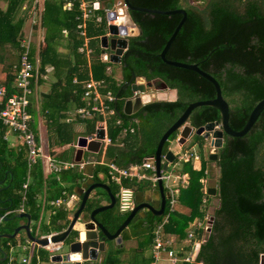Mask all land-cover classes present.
Segmentation results:
<instances>
[{
	"label": "trees",
	"instance_id": "1",
	"mask_svg": "<svg viewBox=\"0 0 264 264\" xmlns=\"http://www.w3.org/2000/svg\"><path fill=\"white\" fill-rule=\"evenodd\" d=\"M95 1L99 3V7L93 10L94 17L87 21L86 27V36L90 38L94 52L90 67L86 66L85 59L77 52L82 41L78 38L77 29L80 20H76L80 17L78 4L73 2L72 6L66 9L62 0L43 2L40 23L45 29L44 40L39 48H33V51L37 50L39 54L38 77L45 73L47 66H51L55 81L49 93L43 95L45 101L41 105L42 115L45 116L47 123L58 122L66 117L71 108L77 110L82 107L83 84L91 78L96 81L103 80L118 98V102L112 104L117 114L123 109L124 99L130 96V89L126 83L132 73L143 78L146 83H165L167 88L176 90L174 101H152L134 115L120 117L115 114L116 116L113 115L115 117L108 120V135L112 145L107 149L106 159L121 168L138 166L144 158L154 154L162 134L180 117L186 107L195 101L213 99L215 88L195 72L166 65L159 56L182 18L179 14L158 15L130 11L131 19L141 34L129 38L121 65L122 79L116 80L113 73L107 74L111 63H102L98 59L106 53L101 48L99 39L108 32L107 7L105 0ZM0 2L5 4V7L0 6V50L5 51V48H8L14 51V60L9 67L7 66L3 72L4 77L0 79V86L5 87L9 96L15 91L14 67L18 65L23 52L18 39L25 15L23 14V17L20 15L19 18L17 16L21 9L32 11L33 0H29L30 6L27 8L23 6L28 0ZM128 2L136 8L185 10L186 21L167 51L166 59L197 64L201 70L211 75L218 82L222 96L229 105L230 127L235 131L241 130L252 109L264 99V0H211L202 11L197 10L187 0H128ZM98 16L101 17L99 23L95 21ZM63 40L67 43L64 46ZM61 47L67 50L66 54L59 51ZM2 61L0 56V62ZM219 117L216 109L199 107L190 114L188 124L198 129L208 123L219 121ZM116 119H120L123 124L129 119L137 120L134 125L135 133L128 134L120 140L123 143L122 147L116 145L121 130L113 125ZM96 121V118H90L74 122L83 124L84 133L88 135L93 133ZM63 125L64 129H69V125L65 123ZM4 131L5 128L0 122V134ZM177 134L169 137L163 147V153L168 151ZM71 136L72 134L66 131L62 142H69ZM204 144V137L195 135L184 147L188 150L196 147L202 151ZM11 152L7 144L0 139V213L15 209L19 205L20 198L16 192L19 191L25 175L24 154L22 151L18 154ZM200 161L201 166L197 170L193 167L197 162L193 158L181 162L177 158L178 163H183L180 176L183 174L189 176L188 184L183 188L184 194L182 195L180 191L178 197V202L184 207L185 212L176 210L170 214L167 224L163 227L166 238L167 235H176L183 240L187 236L186 229L190 224L195 220H202L204 215L209 213L207 208L214 197L205 193L209 170L203 156ZM214 164L220 170L215 185L217 189L215 197L219 203L213 214L211 231L200 246L195 261L182 264H260V258L264 255V110L245 136L234 138L224 135L223 146L218 150ZM106 171L105 167L97 166L95 178L98 173L105 175ZM61 176L63 179L67 177H71L72 180L80 177L83 179L73 171L65 172ZM28 191L25 204L29 212L33 211L30 213L32 220H42L38 218L40 207L36 206L34 199L35 188L30 186ZM68 193H71V190ZM92 207L87 205L84 212H90ZM14 215H8L6 218L10 220L7 222L14 220ZM66 215V211L60 209L50 220L51 228L61 230L60 223L67 219ZM98 216L104 219L100 221L108 228L105 221L107 217L103 214ZM2 223L0 235L13 232V227L6 226L5 221ZM119 224L118 221L115 226ZM148 226L147 230L151 231L153 221L148 223ZM45 231L47 232V229ZM200 232L199 230L198 233ZM152 240L153 237L150 235L144 246L150 247ZM8 241L11 240L5 239V242ZM182 245L184 250H191L189 245L184 243ZM147 262L150 263L151 259Z\"/></svg>",
	"mask_w": 264,
	"mask_h": 264
},
{
	"label": "crops",
	"instance_id": "2",
	"mask_svg": "<svg viewBox=\"0 0 264 264\" xmlns=\"http://www.w3.org/2000/svg\"><path fill=\"white\" fill-rule=\"evenodd\" d=\"M119 1L120 0H117L116 3H114V4H117ZM43 2H44V0H42V6L39 7L40 13L38 15H36V17L33 14V11H31V10H29L30 12L29 11H22L23 9H21V11L19 12V15L17 16V18H19L20 15H21V17H23V14L25 15V20L23 21V27L21 29L19 39L21 41L30 39L29 59H31V61L33 62L34 65H37V74L38 75L40 74V72H39V67H40V65H39V54H38L37 50L33 51V48L38 49L44 40L45 29L43 27H41V23H40L41 14L43 11ZM104 2H105V4H107L110 2V0H105ZM63 3H64V1H63ZM0 6L5 7V4L3 2H0ZM28 6H30L29 0H28V2H26L24 4L23 8H27ZM76 20H78V18ZM77 29H78V26H77ZM107 34H109V31L105 34V36L109 40L112 36H110V34L108 36ZM65 36H66V34H65ZM102 37H104V36H102ZM102 37H100V39H99L100 43H101ZM78 38L80 40L82 39V41H81V45L77 49V52H78V54H80L85 59L86 66L90 67L92 65V62L94 59V56H93L94 52L92 53L91 59H88L85 56V54L80 53L79 49L83 44V38L80 35V31L78 32ZM19 39H18L19 46L22 49V43ZM127 40L129 42V38ZM62 44L64 46V44H67V43L65 40H63ZM62 47L59 49V51L61 53L66 54L67 50L63 49ZM101 48H103V50L107 54L111 52L109 47L104 48L101 45ZM127 48H126V50H127ZM6 49L7 48H5V50ZM2 51H4V50H2ZM98 59L102 63L108 62V63H111V65L115 64V63H112L110 61V58L108 61H102L100 59V57ZM121 60H122V62L120 64H115V65L121 66L123 64V57H121ZM3 63H4L3 61L0 62L1 65H3ZM53 72H54L53 68L51 66H47L45 68V73L42 74L40 77H37L33 81L34 83H33V87H32V94L29 96L30 104H29V108H28L29 113L32 117L31 122H30V128H31V126H32V128L33 127L36 128V132H35V128H34V130L31 128V130L33 131V133L35 135V139L37 141V144L41 145L42 148L47 152V154H51L55 160L64 161V162H72L73 161L75 163H79V162L82 163L83 162L85 165H84L82 170L78 168L79 166H75L72 169L63 171L59 174H55V177H52V175L50 173H45V170L41 164H39V165H37L31 169L30 173H32V174H31V182H30L29 187L32 186L35 188L36 192L34 195V197H35L34 199L36 202V206H38V208L40 207V214H39L38 218L42 219V220L36 221V224H37V226L35 228L36 230L32 231V226H34V224H35V222H34L35 220H32V217H31V214L33 211L31 210L29 212V208H27V206L25 204V206H24L25 212L23 214H28L30 216V219H29L30 233L35 239L42 240L41 238L43 236L57 235V234H60L64 231H66L70 222L73 219V215H74L75 211L79 207L80 200H81L80 192H82V191L85 192L87 184H91V183H94V184L95 183H103V184L108 185L110 187L111 193L114 195V197L116 199L113 207L111 209L103 211V213H102L104 216L107 217V218H105L106 219L105 221L107 222L108 229H110L109 231L111 233H113L125 221V219L128 217L129 212L131 210L128 212H120L119 211L118 192H119L120 187L118 184H115L114 182H112V180L109 178L108 168L106 166H102V167H105L107 169L105 175L98 173L96 175V178H95V175H94L95 169L97 166H101V165L97 164V162H96V161H98V159H97L98 157L95 154L98 151L94 153V152H90L87 150H83L81 160L75 161V155H76L77 149H75L73 146V135L78 134V133H84V125L83 124H81L79 122H74V121H73L74 123L68 124L70 122H68V118H66V117L70 116L71 115L70 113L74 112L75 109L71 108L66 113V117L64 119H60L58 122H53V123L48 121L49 124L47 123L45 116L42 115L43 113L41 111V105L45 101V98L43 97V95L49 93L51 85L55 81L52 77ZM110 73L111 74L113 73L111 66H109L107 69V74H110ZM121 74H122V72H121ZM115 78H116V80H121L122 75H120V77H115ZM130 81H131V78L129 81H127V83ZM144 82H145V80H144ZM127 83H126V86L129 87V89H130V96L128 98L124 99L123 109L121 112H119L117 114V112L115 110V114H117V116H120V117L122 115L131 116V115L136 114V113H133V114L127 115L124 113V109H125L126 103L129 100L134 101L135 98L138 95H140L139 93L135 94L132 91V89H131L132 83H130V85H128ZM108 88H109V90H111L110 87H108ZM156 88H160V86H156ZM154 91L158 92L157 93L158 96H157V99L155 101H174L176 99V90H171V89L167 88L166 90L154 89ZM140 96H141L142 101H143L142 108L148 102L154 101V99H152V96L149 97L146 94H143ZM117 102H118V98L116 99L115 103H113V104H116ZM115 116L112 115L110 117V119L115 117ZM75 121H82V120L77 118V120H75ZM50 123L52 124V126ZM64 123L69 125V129L68 128L64 129V125H63ZM108 123L109 122L107 121V127H108V132H109V124ZM135 123H137L136 119H129L127 121V123H125V124H123V122L120 119H116V123L113 125L118 127V128H121L120 132L118 133V137H117L118 142L116 145L122 147L123 143L120 142V140L124 139L128 134L135 133V131H136V128L134 126ZM60 126H62V127H60ZM66 131L70 132L72 134V136H71V140L69 142L63 143L62 142L64 139L63 136H64V133ZM0 139L7 144V147L10 150V152L12 151L11 153L18 154L19 151H22V153L24 154L23 159L25 162V175L23 177L19 191L16 192L17 196H19V198H20L19 203H18V204H20L22 199H23L22 186L27 181V177H28V165L26 163L25 146L23 145V141H22V139H20L19 135L14 133V132L9 131L7 128H5V131L3 134H0ZM187 144L188 143L181 145L177 142V139H176L174 142L171 143L168 151L173 152L175 157L177 155L183 154L185 152H190V150H188L187 148L184 147ZM111 145H112V142H111ZM205 146L206 145H204V147ZM156 148H157V146H156ZM196 150H197V148L193 147L192 153H195L199 157V159L197 160L198 162L193 164V167L198 170V169H200V166H201L200 160H201L202 156H201V153L198 154L196 152ZM106 152H107V150H106ZM164 155H165V153H164ZM146 159L147 158H144L140 165H142ZM204 160H206V159H204ZM105 161L106 162H112V161L107 160V159ZM89 164H92V166H93L91 176H88L84 173L86 166H88ZM117 167H119V166H117ZM129 167L131 170H132V168H135V167L138 168V166H136V165H130V166L125 167V168H121V167H119V168L120 169H127ZM169 168H171V165L169 166ZM207 168L209 170L208 166H207ZM68 171L69 172L73 171V173H75L76 175L82 176L83 179H80L81 177L79 179H76V180H72L71 177H67V179H65V178L63 179V177L61 175L65 172H68ZM145 172H146L145 174L149 177L156 175L155 172L152 170H146ZM178 178H179V176L175 175L174 177H172V183L171 184L169 183V184L172 186V184H174V182L178 183ZM157 182H153L151 180H145L144 181V180H136V179L122 180L123 186L129 187L134 191V206L143 205V204H145L147 206L140 209L136 213V215L133 217V219L130 221V223L121 232V239L122 240L120 243H115L114 241L106 242L107 243L106 249L104 252L98 253L97 260L85 261V262H81V264H153L154 254H153L152 249H153V242H154V230H155V226H156L157 222H159L161 220L163 214L161 215V217L154 216L153 213L148 210V208L150 206H152L153 208H157V207L160 208V206L158 205V202H160V196L162 194L167 195V207H168L169 198H170V193L165 188L162 181L161 182L163 185V193L161 194L158 191ZM112 184L115 185L116 187H113ZM111 185L113 188L111 187ZM205 187L210 188L207 185ZM207 188H205V189L207 190ZM80 189H81V191H80ZM114 189H116L115 192H114ZM70 190H71V193H68V192H70ZM63 192L67 193L68 196L74 195V197L72 198V200L70 202H66L67 204L64 205L63 207L56 208V207H53L52 205H50L49 202L60 197ZM27 193H29L28 190H27L26 194ZM26 194H25V197H26ZM179 195H180V191H179ZM109 204H110V199H109L108 194L106 193L105 190L99 189V188L98 189L96 188V189H94V191L91 192V196L89 197V200L87 202V205L88 206L92 205L93 209L98 208V207H102V206H106ZM211 206H215V205L213 204ZM60 209L63 211H66L67 219L64 220L62 223H60L62 227H61V230H58L56 228L55 229L51 228L50 220L52 217H54L56 215V213ZM5 212L0 213V227L3 224L2 222L7 219L6 217L8 215H10V214H8L6 217L1 219V216L6 214ZM17 215H22V214H17ZM14 216H16V214ZM79 217L82 218L83 222L87 221L85 214H82ZM80 218H78V219H80ZM15 219H19V218H15ZM22 219L24 220V222L22 224L18 225L17 227L26 224V222H27L26 219L25 218H22ZM118 221L120 222V224L115 226V224ZM152 221H153V225H154L153 228L151 229V231L147 230L149 227L148 223H150ZM83 222L78 220V222L76 223V225L74 227L76 229H77V227L79 229H81ZM190 226H191V224H190ZM13 228L15 229L16 227H13ZM45 229H47V232L46 231L44 232ZM191 229H192L191 227L186 229L187 235ZM22 231L24 232V230H22ZM12 233H4V234H12ZM150 235H152V237H153L152 245L150 247L144 246V244L148 241V238ZM167 236H168L167 238H169V242L172 243V248L175 250H178L180 247H183L182 243L186 244L185 241L187 239V236L184 237L183 240H180L179 237L176 235H170V236L167 235ZM143 237H145V239H143ZM0 239H6V238H0ZM7 240H11V239H7ZM54 253L55 252L48 251L47 249L43 248L40 243L30 240L27 236L24 235L23 238L18 237L17 241H12V242L8 241V242H4L2 246L0 245V264H54L51 262V257H52V255H54ZM148 259H151L150 263L147 262ZM156 264H167V263L162 262V260H160V261L156 262Z\"/></svg>",
	"mask_w": 264,
	"mask_h": 264
},
{
	"label": "built area",
	"instance_id": "3",
	"mask_svg": "<svg viewBox=\"0 0 264 264\" xmlns=\"http://www.w3.org/2000/svg\"><path fill=\"white\" fill-rule=\"evenodd\" d=\"M64 8L68 9L72 6L73 2L78 4V11L80 13V23L78 29L80 35L83 38V44L80 47L79 51L88 59L92 58L93 50L90 45V38L86 36V27L87 21L94 17L93 10H96L99 7V3L95 0H63ZM42 0H33V14L38 15L40 13V6ZM127 10V7L123 0H120L118 4H114L113 12L117 14L116 19H118L124 11ZM109 10H106V21L107 25H111V21L108 19ZM96 22H101V17L95 18ZM109 36V34H107ZM111 36V35H110ZM126 39H128L126 37ZM23 52L19 57L18 65L14 67L15 78H14V92L7 96L6 89L4 86H0V122L3 127L7 128L9 131L14 132L19 135L20 139L23 141V145L26 150V163L28 165V177L27 181L23 184V199L21 203L12 210L6 211L1 219L6 217L8 214H23L25 212L24 206L26 197L25 194L29 188L31 182L30 171L33 167L41 164L45 170V173H54L59 174L63 171L79 166V169H83L84 163L79 162H64L57 161L51 154L42 148L41 145L37 144L35 135L30 128L31 115L29 113V96L32 94V82L38 77L37 74V65H34L31 59H29L30 51V39L22 40ZM126 50H124V53ZM110 53H104L100 57L102 61H108L110 58ZM83 95L82 102L84 105L74 112L70 113L68 117V122H73L75 120H85L90 118H96V124L92 134L87 135V143L91 141H99L100 146L97 155L98 161L97 164L101 166H106L108 168V176L115 184L119 185L118 199H119V211L128 212L134 208V191L126 186L122 185V180L125 179H136V180H151L157 182L159 179L163 182V185L170 193L169 203L167 211L159 222H157L154 230V242H153V254L154 262L162 260L167 264H181V263H193L197 257L200 246L205 242V234H210V214L204 215L202 220H195L191 224V230L188 232L187 239L185 241L186 245L191 247L190 251L184 250L183 247H180L178 250L172 248V243L165 237L163 232V227L167 224L170 214L176 211V205L179 197V188L177 187V182H174L172 186L171 175L166 174V172H161V176L157 177L153 175L152 177L147 176L145 173L146 170L154 171V166L150 163H143L138 165V168H129L120 169L112 162H106V150L111 145V140L108 136V127L107 121L112 115L115 114V109L113 103L116 101L115 94L109 90L108 86L103 82V80H94L90 79L89 81L84 82L83 84ZM98 130H102L104 133L103 139L97 140L96 134ZM75 149H78V146H74ZM86 150V149H83ZM189 158H193L194 161L198 160V157L194 154L188 155L182 154L179 156V161H187ZM148 159V158H147ZM174 166H171V168ZM179 176V175H178ZM188 175L183 174L179 176L178 182L183 185V188L188 184ZM170 183V184H169ZM206 193V189H205ZM74 195L68 196L67 193H62L60 197L50 201V205L56 208L63 207L66 205V202H70ZM210 228V229H209ZM201 231L198 233V231ZM197 231V232H196ZM53 235L43 236L41 239L47 240L46 245H42L43 248L48 251L55 252L58 251L61 243H52L51 238Z\"/></svg>",
	"mask_w": 264,
	"mask_h": 264
},
{
	"label": "water",
	"instance_id": "4",
	"mask_svg": "<svg viewBox=\"0 0 264 264\" xmlns=\"http://www.w3.org/2000/svg\"><path fill=\"white\" fill-rule=\"evenodd\" d=\"M127 10L116 19L117 14L115 11L113 12L114 4L109 2L106 4L107 10L110 11L108 14V19L111 21V25L108 26L109 34L112 36L109 40L106 36L101 38V45L104 48L110 49L112 52L110 55V61L115 64H120L122 62L121 57L125 55L124 50L128 47V40L127 38H134L139 36L141 33L135 23L132 21L131 16L129 14L130 11H139L143 13L149 14H158V15H176L179 14L182 16L180 22L174 29L173 33L171 34L170 38L166 42L164 48L160 53L161 60L168 66H172L175 68H180L188 71L195 72L208 82H210L215 88V97L210 100L204 101H195L190 103L184 112L180 115V117L163 133L161 136L155 153L146 159L145 163H150L154 165L155 174L157 177H160L161 171H167L169 166L175 162V155L173 152L168 151L167 153H163V147L165 143L168 141L169 137L174 134L178 133L179 138L177 142L181 145H184L186 142L190 141L193 136H203L205 141L209 144V148L212 149V152L208 154L209 161L215 162L217 160V153L218 150L223 146V137L224 135L234 137V138H241L245 136L250 129L253 127L255 122L257 121L258 117L261 115L262 111L264 110V99L259 101L255 107L252 109L244 127L239 130H233L229 125V105L225 101L222 96L221 88L218 82L208 73L201 70L197 64H189V63H182L177 61H169L166 59V53L169 50L170 46L172 45L173 41L175 40L178 32L180 31L181 27L183 26L184 22L187 18V13L183 9H176L172 11H161V10H152L146 8H136L129 4L128 0H123ZM118 4V3H117ZM131 84L132 91L136 94L139 93L140 95L146 94L147 91H153L152 87L156 90L159 89H167L165 83H161L160 88H156L153 86L152 83H145L143 78H139L132 73L131 74V81L127 84ZM138 95L134 101L129 100L124 109V113L127 115L138 113L142 110V98ZM199 107H212L219 112V121H215L212 123H208L203 127L195 129L188 124V118L190 114L193 112L194 109ZM104 133L102 130H98L96 134V139L101 140L103 139ZM78 146L75 155V161H80L81 156L83 154V149H86L90 152H97L100 146L99 141H91L87 143V134L85 133H78L73 135V146ZM92 164L86 166L84 173L88 176L92 175ZM218 177L220 176V170H217ZM91 181V180H90ZM92 182V181H91ZM158 191L162 194L163 193V185L161 180L159 179L158 182ZM103 189L109 196L110 204L102 207H98L92 209L90 212H84L89 197L91 196V192L94 189ZM81 191V189H80ZM207 193L211 197H215L217 194V189L215 187H210L207 189ZM81 200L78 209L75 211L73 215V219L70 222L66 231L54 235L51 238L52 243H61V246L57 252L54 253L51 257V262L54 264H81V262L85 261H95L97 260V256L99 252H104L106 249V242L114 241L115 243L121 242V232L124 228L130 223L136 213L144 208L145 204L134 206V208L129 212L128 217L125 221L118 227L113 233L109 231V229L105 226V223L100 221L104 219L100 218V214L103 211L111 209L115 203V197L111 193L110 187L103 183H91L87 184L85 192H80ZM163 195V194H162ZM164 204V198L162 200ZM219 200H217V204ZM212 209V208H211ZM215 207H213V212L210 213V227L214 221V214ZM82 214L86 215V222H83L81 216ZM154 216L161 217L162 211L160 210L158 213H153ZM15 218H25L26 224L16 227L13 230L12 234H1L0 238L6 239H13L20 231L24 230L25 235L32 241L38 242L41 245H46L47 240H37L35 239L31 233L29 228V219L30 216L28 214L16 215ZM80 218V219H78ZM10 219L7 218L5 221H9ZM78 220L82 221L83 224L81 229L74 227ZM210 229V228H209ZM76 232V233H75ZM264 263V255L260 258V264Z\"/></svg>",
	"mask_w": 264,
	"mask_h": 264
},
{
	"label": "rangeland",
	"instance_id": "5",
	"mask_svg": "<svg viewBox=\"0 0 264 264\" xmlns=\"http://www.w3.org/2000/svg\"><path fill=\"white\" fill-rule=\"evenodd\" d=\"M117 0H111V2L114 4L116 3ZM211 0H187L188 3H190L191 5H193L197 10H200L202 11L203 9H205L209 2ZM0 56L2 57L3 59V65L0 64V79H2L4 77V71H6L5 69L7 68V66L9 67V64H11V62L14 60V51L9 50L8 48L5 50V51H2L0 50ZM5 65V66H4ZM111 68H112V72L114 74L115 77H120L121 75V72H122V69H121V66L120 65H111ZM157 93L158 92H155V91H147L146 95H148L149 97L152 96V99H154V101L157 99ZM73 127V126H72ZM206 145L202 151H199V150H196V152L198 154L201 153V156L204 157V159H206L208 162H207V166L209 167V176L207 178V186L208 187H216V180L218 178V175H217V170L218 168L216 167V165L214 164V162H210L209 159H208V154L212 152V149L209 148V144L205 141V144ZM205 160V161H206ZM181 162V161H180ZM177 163L174 167L172 168H169L168 171L166 172V174H170L171 175V180H172V177H174L175 175H179L181 174L182 170H183V163ZM52 177H55V174L54 173H51ZM113 185V184H112ZM111 185V187H112ZM113 187H116L115 185H113ZM112 187V188H113ZM177 187L179 188V190L182 192L181 194L183 195L184 194V190H183V185L180 184L178 182L177 184ZM116 191V189H114ZM179 199V198H178ZM217 198L214 197L213 198V201H211L210 205L208 206L207 208V212L212 213L213 212V207H217ZM179 201V200H178ZM215 205V206H211V205ZM212 208V209H211ZM176 210L177 211H180V212H185L184 210V207L181 206L178 202L177 206H176ZM118 211V210H117ZM36 221L35 220V224L34 226H32V231H35L36 229ZM24 222L23 219H15V220H12L10 222H6V226H9V227H17L18 225L22 224ZM25 235V233L23 231H20L18 233V235L14 238V239H11V242L12 241H17L18 240V237L19 238H23ZM26 236V235H25ZM208 237V234L206 235L205 234V239H207ZM143 239H145V237H143ZM5 242V239H0V245L2 246L3 243Z\"/></svg>",
	"mask_w": 264,
	"mask_h": 264
},
{
	"label": "flooded vegetation",
	"instance_id": "6",
	"mask_svg": "<svg viewBox=\"0 0 264 264\" xmlns=\"http://www.w3.org/2000/svg\"><path fill=\"white\" fill-rule=\"evenodd\" d=\"M159 85H156L154 82L155 86H160L161 83H158ZM164 198V204L162 203V200ZM158 205L160 206V208H153L152 206H150L148 208L149 211H151L152 213H158L160 210L162 211V214H164L167 210V195L163 194L160 196V202H158Z\"/></svg>",
	"mask_w": 264,
	"mask_h": 264
},
{
	"label": "clouds",
	"instance_id": "7",
	"mask_svg": "<svg viewBox=\"0 0 264 264\" xmlns=\"http://www.w3.org/2000/svg\"><path fill=\"white\" fill-rule=\"evenodd\" d=\"M110 2H111V1H110ZM123 2H124V1H123ZM152 84H153L154 87H156V86L154 85V82H152ZM156 85H159V84L157 83ZM160 85H161V84H160ZM152 89H153V91H154V88H153V87H152ZM168 89H169V88H168ZM159 90H161V89H159ZM163 90H166V89H163ZM148 103H149V102H148ZM178 138H179V134H177V138H176V139L178 140ZM176 139H175V140H176ZM175 140H174V141H175ZM191 140H192V139H191ZM174 141H173V142H174ZM189 142H190V141H188V142H186V143H189ZM192 152H193V151H192V149H191L190 152H186V154L191 153V154L196 155L195 153H192ZM183 154H185V153H183ZM180 155H182V154H180ZM180 155H177V156H176L175 162L172 163L171 166H175V165L178 163V162H177V158L179 159V156H180ZM196 156H197V155H196ZM197 157H198V156H197ZM148 158H149V157H148ZM198 159H199V157H198ZM178 161H179V160H178ZM197 162H198V161H197ZM167 171H168V170H167ZM167 171H165V172H167ZM154 172H155V170H154ZM161 172L164 173V171H161ZM160 176H161V175H160ZM188 177H189V176H188ZM206 193H207V190H206ZM166 211H167V210H166ZM164 214H165V213H164ZM164 214H163V216H164ZM163 216H162V217H163ZM211 227H212V226H211ZM211 227H210V228H211ZM210 231H211V229H210ZM53 236H54V235H53ZM53 236H52V237H53ZM55 252H57V251H55Z\"/></svg>",
	"mask_w": 264,
	"mask_h": 264
}]
</instances>
